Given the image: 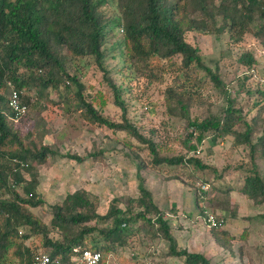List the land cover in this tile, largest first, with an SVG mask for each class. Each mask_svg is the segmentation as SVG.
<instances>
[{"label": "trees", "instance_id": "16d2710c", "mask_svg": "<svg viewBox=\"0 0 264 264\" xmlns=\"http://www.w3.org/2000/svg\"><path fill=\"white\" fill-rule=\"evenodd\" d=\"M105 6H113L115 12L110 15ZM117 30L123 35L112 52L117 51L123 59L117 72L126 80V89L106 62L105 46ZM204 35L225 37L237 47L251 36L264 50V0H0V264H34L41 248L65 264L76 256L75 249L99 252L101 264H108L112 253L127 248L141 227L149 228L152 239L168 243V256L177 264H213L205 254L180 246L168 214L155 203L142 176L149 170L185 186L191 180L196 203L201 204L214 185L207 181L206 173L214 172L221 183L231 170L230 166L219 170L202 160L200 148L208 139L231 144L240 160L233 173L243 181L237 191L252 207H264V83L247 84L264 59H258L254 49L242 48L237 58L242 70L236 78L239 86L231 88L221 79L218 67L214 70L204 62L201 47L190 41ZM58 48H65L67 55L60 57ZM77 58L93 60L114 105L121 109V121L105 114L109 104L106 91L97 90L93 95L81 81L78 69L72 66ZM170 73L172 78L163 93L165 111L170 118L185 120L194 131L182 142L186 153L164 155L165 146L156 140L157 132L147 135L132 122L123 96L126 90L134 94L145 83L163 82V75ZM8 82L22 93V103L30 114L36 109L34 92L37 102L65 104L66 114L80 112L93 129L131 137L125 147L137 163L139 195L126 199V209L115 204L117 199L100 214L101 198L81 189L52 207L51 225L32 212L43 205L37 194L38 166L58 153L46 143V133L35 137V131L23 135L16 128ZM207 85V89L221 90L224 107L214 108L204 101L202 91ZM53 94L57 102L52 100ZM243 100H247L245 106ZM47 104H41V111ZM200 106H207V112L194 115L191 110ZM143 149L148 150L149 161L140 155ZM99 155L101 152L65 158L83 163L86 157L96 159ZM178 167L188 170L190 176L184 179V174H174ZM165 169L174 172L167 175ZM232 185L225 189L226 195ZM200 209L206 221L207 208ZM220 219L225 225V218ZM250 221L263 224L264 211ZM223 228L210 229L212 238L224 251L233 253L235 238L222 232Z\"/></svg>", "mask_w": 264, "mask_h": 264}, {"label": "rangeland", "instance_id": "374dc122", "mask_svg": "<svg viewBox=\"0 0 264 264\" xmlns=\"http://www.w3.org/2000/svg\"><path fill=\"white\" fill-rule=\"evenodd\" d=\"M104 8L110 15L115 12L113 6ZM122 35L123 33L117 30L116 36L108 39V44L105 46L108 52L106 62L113 75L115 74L118 84L126 89V80L122 78V73L117 72V68L123 66V59L117 51L112 52L113 49L118 48L116 43ZM190 41H194L201 47L204 62L214 70L218 67L221 79L231 85V88L239 86L236 78L240 76L242 70L237 58L241 55L242 48L254 49L256 57L260 60L264 59V50L251 36H246L242 47L228 44V39L225 37L218 39L216 36L204 35L197 38L191 37ZM57 52L60 57L67 55L65 48H58ZM72 66L78 69L81 81L93 95L97 90L106 91L109 104L104 112L111 119L121 121V109L114 105L110 89L93 60L77 58L74 59ZM171 74H164L163 82L159 79L153 85L145 83L142 88L136 89L134 94L126 90L123 96L129 105V116L132 122L141 130L143 129L142 131L147 135L152 131L157 132L156 140L165 146L164 155L186 153L187 149L183 148L182 142L188 133L194 131L187 126L185 120L170 118L165 111L163 93L172 78ZM257 83H264V63L259 65L254 76L247 81V84L252 87H255ZM208 86L202 91L204 101L214 105V108L224 107L225 100L221 90L216 91L212 87L207 89ZM31 93L33 101H36V109H31L32 114L28 113L26 117L16 122L15 126L23 135L30 131H35V137L39 136V132L46 133V143L58 153L55 159L52 158L38 166L37 194L43 201V205L33 208L32 212L47 225H51L52 207L62 203L69 194L81 189L90 191L101 198L100 214H105L114 203L113 201L117 199L119 202L115 201V204L126 209V199L136 198L139 195L137 163L128 156L130 151L125 147V143L129 142L131 137L126 133L114 134L107 129H93L84 122L80 112L66 114L63 110L65 104L37 102L36 95L34 92ZM51 98L57 102L56 94H53ZM44 103L47 104V108L41 111L40 106ZM246 104L247 100L246 102L243 100L242 105ZM207 110V106H200L192 109L191 112L194 115H201ZM37 142L41 140L37 138ZM230 146L231 144L227 141L212 143L209 139L201 146L199 155L206 164L219 170L230 166L231 170L227 180L222 177L221 183L215 178L214 172L206 173L205 178L214 185L208 191L205 201L199 205L196 203V189L191 180L188 181V186H185L180 183L181 181H168L164 179L165 177L149 170L143 171L142 176L146 178L149 190L156 195L162 194L163 202H171L168 205L167 218L170 220L173 234L180 246L187 248L190 252L205 254L213 264H264V223L250 221L263 212L264 207H252L246 197L237 191L243 181L233 173V168L240 163V160L239 156L231 151ZM100 152L101 155L96 159L86 157L83 163L65 158L67 155L85 157L88 153ZM148 153L147 149H143L140 155L148 159ZM260 167L263 170V163ZM170 169H165L167 175L176 171L174 174L179 176L184 174V179L190 176L189 171H184L181 167L174 171ZM229 185L234 188L230 195H226L224 192ZM166 192H170L168 198ZM120 199H123V202H120ZM173 205L178 214L182 215H177L176 211L171 209ZM202 206L207 208V212H213L219 218L220 216L225 218V225L221 231L229 232L235 238L232 242L233 253L224 251L215 243L211 230L201 214ZM149 236H151L149 228L141 227L127 248L112 253L108 264H177V260L168 256V243ZM36 244L39 246L38 241ZM39 252L48 253L42 248Z\"/></svg>", "mask_w": 264, "mask_h": 264}, {"label": "built area", "instance_id": "2783aa9c", "mask_svg": "<svg viewBox=\"0 0 264 264\" xmlns=\"http://www.w3.org/2000/svg\"><path fill=\"white\" fill-rule=\"evenodd\" d=\"M8 87L10 88L9 96V107L16 114L15 122H18L22 118L28 115V108L22 103L21 96L22 93L16 89V87L8 82ZM208 187L205 186L206 190ZM206 224L209 229H219L224 227V222L215 213L207 212L206 214ZM74 252L76 256L71 260L70 264H101L102 254L99 252H93L91 250H84L79 252V249H75ZM34 264H65L62 258H52L48 254L40 253L36 255Z\"/></svg>", "mask_w": 264, "mask_h": 264}, {"label": "crops", "instance_id": "0c3cea01", "mask_svg": "<svg viewBox=\"0 0 264 264\" xmlns=\"http://www.w3.org/2000/svg\"><path fill=\"white\" fill-rule=\"evenodd\" d=\"M177 182V181H176ZM181 184H182V182H180ZM166 189H169V188H167V187H165ZM151 191V190H150ZM152 192V191H151ZM170 192H166L165 194H166V196H167V198H168V194H169ZM152 194H153V198H154V201H155V203L158 205V207L160 208V210H162V211H164V212H166L167 214L169 213L168 212V205H169V203H171V202H168V201H165V202H163L162 201V194H158V195H156L154 192H152ZM171 209L173 210L174 209V211H176V208H175V205H173V206H171ZM177 215H182L181 213L180 214H178V212L176 211L175 212ZM169 215V214H168ZM170 217V216H169Z\"/></svg>", "mask_w": 264, "mask_h": 264}]
</instances>
